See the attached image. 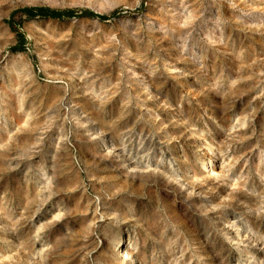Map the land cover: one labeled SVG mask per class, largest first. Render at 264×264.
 Returning <instances> with one entry per match:
<instances>
[{
    "label": "rangeland",
    "instance_id": "1",
    "mask_svg": "<svg viewBox=\"0 0 264 264\" xmlns=\"http://www.w3.org/2000/svg\"><path fill=\"white\" fill-rule=\"evenodd\" d=\"M0 264H264V0H0Z\"/></svg>",
    "mask_w": 264,
    "mask_h": 264
},
{
    "label": "trees",
    "instance_id": "2",
    "mask_svg": "<svg viewBox=\"0 0 264 264\" xmlns=\"http://www.w3.org/2000/svg\"><path fill=\"white\" fill-rule=\"evenodd\" d=\"M20 13L22 15H25L27 17H41V18H51V19H62V18H71L74 17L75 14L72 11H56V10H50L48 8H22L15 10L12 12V16ZM85 16H91V17H98L101 20H107L105 16H98L94 14L93 12H83L82 13ZM23 37L21 38V42L23 43Z\"/></svg>",
    "mask_w": 264,
    "mask_h": 264
}]
</instances>
